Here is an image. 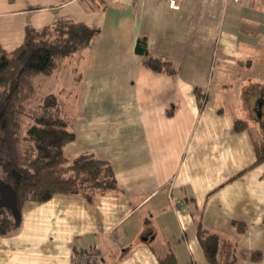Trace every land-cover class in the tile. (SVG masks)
Wrapping results in <instances>:
<instances>
[{
    "label": "crops",
    "instance_id": "1",
    "mask_svg": "<svg viewBox=\"0 0 264 264\" xmlns=\"http://www.w3.org/2000/svg\"><path fill=\"white\" fill-rule=\"evenodd\" d=\"M85 1L0 0V41L12 50L26 25L63 18L100 28L79 53L82 95L69 115L75 138L63 150L108 161L120 190L91 201L56 194L27 202L20 227L0 235V264H73L91 250L99 264H158V246H170L179 264H208L197 211L209 231L258 249L264 162L249 168L251 137L235 132L233 120L263 119L244 114L264 87V0H179L178 9L166 0H104L96 10ZM150 55L171 60L176 72L147 68ZM195 87L205 94L202 107ZM263 96L264 89L260 105Z\"/></svg>",
    "mask_w": 264,
    "mask_h": 264
},
{
    "label": "trees",
    "instance_id": "2",
    "mask_svg": "<svg viewBox=\"0 0 264 264\" xmlns=\"http://www.w3.org/2000/svg\"><path fill=\"white\" fill-rule=\"evenodd\" d=\"M90 10L105 6L104 0H86ZM98 26L69 18L58 19L41 28L26 25L22 42L12 50L0 41V235L17 230L23 208L29 201L46 202L56 194L81 196L91 201L97 195L118 193L111 164L91 154L70 157L64 146L75 138L71 119L53 93L38 95L34 78L51 76L64 59L87 50L99 35ZM147 68L174 74L169 59L148 56ZM199 107L205 94L194 88ZM235 132L250 134L255 159L249 168L264 162V119L233 120ZM196 236L208 264H238V260L261 262L259 249L241 247L202 223V212L192 214ZM238 233L247 225L233 221ZM91 251L76 253L73 264ZM158 264H179L170 246L157 253Z\"/></svg>",
    "mask_w": 264,
    "mask_h": 264
},
{
    "label": "rangeland",
    "instance_id": "3",
    "mask_svg": "<svg viewBox=\"0 0 264 264\" xmlns=\"http://www.w3.org/2000/svg\"><path fill=\"white\" fill-rule=\"evenodd\" d=\"M79 57L82 58V55L81 54L73 55L64 59L59 69H57L51 76L39 75L34 78V84L36 86L37 94L38 95H44L49 93L55 94L62 102L63 110L65 114H67L68 116L76 112L79 105V98L82 95L81 73L83 72L82 64L84 60ZM263 89L264 87L260 90L259 95H256L255 97H251L250 100H247L249 105L247 106V110L244 116L250 118V116L253 117L254 115H259L260 113H262L263 116L264 106L261 107L259 102H257V97L261 96V92L263 91ZM239 99L240 98L238 96L233 97V100L236 103H238ZM66 150L67 152L69 151V146H67ZM147 210H148V206L144 208L143 213H145ZM146 218L147 221L145 222V224L147 226L148 225L155 226V222L151 216L149 217L148 215H146ZM234 240H235L234 241L235 249L241 248L242 243L240 236L236 235L234 237ZM157 242H155L156 246L159 245ZM257 248L261 249L264 253V234H261L260 239L257 243ZM158 249L161 252L166 251V249L161 248V246H158ZM242 264H264V260H262L259 263L243 261Z\"/></svg>",
    "mask_w": 264,
    "mask_h": 264
},
{
    "label": "built area",
    "instance_id": "4",
    "mask_svg": "<svg viewBox=\"0 0 264 264\" xmlns=\"http://www.w3.org/2000/svg\"><path fill=\"white\" fill-rule=\"evenodd\" d=\"M169 7L172 9L179 8V0H166ZM233 3H239L241 0H229ZM81 264H99V256L95 252H91L90 255L83 256L80 258Z\"/></svg>",
    "mask_w": 264,
    "mask_h": 264
},
{
    "label": "water",
    "instance_id": "5",
    "mask_svg": "<svg viewBox=\"0 0 264 264\" xmlns=\"http://www.w3.org/2000/svg\"><path fill=\"white\" fill-rule=\"evenodd\" d=\"M137 53H139V54H145L146 53L144 48L140 45L139 42L137 44ZM263 116H264V114H263Z\"/></svg>",
    "mask_w": 264,
    "mask_h": 264
},
{
    "label": "flooded vegetation",
    "instance_id": "6",
    "mask_svg": "<svg viewBox=\"0 0 264 264\" xmlns=\"http://www.w3.org/2000/svg\"><path fill=\"white\" fill-rule=\"evenodd\" d=\"M263 106H264V98L261 101V107H263Z\"/></svg>",
    "mask_w": 264,
    "mask_h": 264
}]
</instances>
